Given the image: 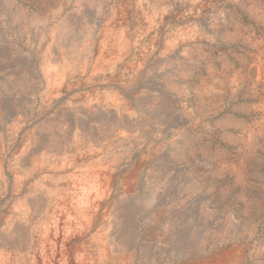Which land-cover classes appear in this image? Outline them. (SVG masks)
<instances>
[{
    "label": "rangeland",
    "instance_id": "obj_1",
    "mask_svg": "<svg viewBox=\"0 0 264 264\" xmlns=\"http://www.w3.org/2000/svg\"><path fill=\"white\" fill-rule=\"evenodd\" d=\"M0 30V215L19 218L26 193L11 196L12 173L36 157L62 164L34 173L59 186L140 163L137 203L157 195L153 211L174 218L183 200L187 250L264 264V0H0ZM125 99L136 116L116 113Z\"/></svg>",
    "mask_w": 264,
    "mask_h": 264
},
{
    "label": "bare ground",
    "instance_id": "obj_2",
    "mask_svg": "<svg viewBox=\"0 0 264 264\" xmlns=\"http://www.w3.org/2000/svg\"><path fill=\"white\" fill-rule=\"evenodd\" d=\"M132 1V0H131ZM119 3V2H118ZM128 4V3H127ZM130 5V4H129ZM127 9V8H126ZM2 10V9H1ZM117 10V9H116ZM123 10V9H122ZM5 12V11H4ZM5 14V13H4ZM3 14V16H4ZM7 14V12H6ZM130 15V14H129ZM114 16V15H113ZM127 17V16H126ZM6 18V16H5ZM104 19V18H103ZM127 20V19H126ZM3 21V20H2ZM102 21V20H101ZM130 22V21H129ZM128 23V22H126ZM122 25V23H121ZM5 26V25H4ZM101 26V25H100ZM116 27V26H115ZM1 31V30H0ZM131 31V30H130ZM129 31V32H130ZM126 32V31H125ZM2 33V32H1ZM159 33V32H158ZM95 35V34H94ZM130 35V34H129ZM132 35V34H131ZM59 36V35H58ZM67 36V35H66ZM73 36V35H72ZM96 36V35H95ZM108 37V36H107ZM64 38V37H63ZM95 38V37H94ZM92 39V37H91ZM94 40V39H93ZM93 42V41H92ZM107 43V42H106ZM59 44V43H58ZM95 45V44H94ZM148 45V44H147ZM15 47V46H14ZM17 47V46H16ZM94 47V46H93ZM106 47V46H105ZM10 48V47H9ZM3 50V49H2ZM5 50V49H4ZM16 50V49H15ZM149 50V48H148ZM12 51V50H11ZM108 51V50H107ZM17 53V52H16ZM135 53V52H134ZM5 54V53H4ZM7 54V53H6ZM121 54V53H120ZM47 55V54H46ZM20 56V55H19ZM8 57V56H7ZM128 57V56H127ZM83 58V57H82ZM81 58V59H82ZM80 59V60H81ZM42 60V59H41ZM124 60V59H123ZM122 60V61H123ZM12 61V60H11ZM32 61V60H31ZM79 61V60H78ZM128 62V61H127ZM130 62V61H129ZM3 63V62H2ZM15 63V62H14ZM25 63V62H24ZM40 64V63H39ZM78 64V63H77ZM102 64V63H101ZM7 65V64H6ZM20 65V63H19ZM18 65V67H19ZM72 65V64H71ZM70 65V66H71ZM105 65V64H103ZM37 66V64H36ZM69 66V67H70ZM101 66V65H100ZM30 67V66H28ZM127 67V66H126ZM253 67V66H252ZM257 67V66H256ZM263 67V66H261ZM5 68V67H4ZM39 68V67H38ZM42 68V67H41ZM86 68V67H85ZM99 68V67H98ZM134 68V67H133ZM6 69V68H5ZM76 69V68H74ZM31 70V68H30ZM19 71V70H18ZM130 71V70H128ZM263 71V70H262ZM1 72V71H0ZM76 72V71H75ZM74 72V73H75ZM80 72V71H79ZM33 73V72H32ZM66 73V70H65ZM71 73V72H70ZM97 73V72H96ZM115 73V72H114ZM263 73V72H262ZM261 73V74H262ZM19 74V73H18ZM35 74V73H33ZM84 74V73H83ZM116 74V73H115ZM138 74V73H137ZM15 75V74H14ZM54 75V74H53ZM75 75V74H74ZM6 76V75H5ZM69 76V75H68ZM85 76V75H84ZM87 76V75H86ZM119 76V75H118ZM133 76V75H132ZM18 77V76H17ZM56 77V75H55ZM99 77V74H98ZM139 77V76H138ZM29 78V76H28ZM39 78V76L37 77ZM27 79V78H25ZM32 79V78H31ZM36 79V78H35ZM54 79V78H53ZM67 79V78H66ZM96 79V78H95ZM118 79V78H117ZM127 79V78H126ZM125 79V80H126ZM137 79V78H136ZM65 80V79H64ZM77 80V79H76ZM110 80V79H109ZM1 81V80H0ZM28 81V80H27ZM31 81V80H30ZM53 81V80H52ZM58 81V80H57ZM55 80V82H57ZM111 81V80H110ZM33 82V81H32ZM72 82V81H71ZM38 83V81H37ZM76 83V82H75ZM106 83V82H105ZM261 83V82H260ZM35 84V83H34ZM51 84V83H50ZM110 84V83H109ZM55 85V84H54ZM65 85V84H63ZM74 85V84H73ZM93 85V84H92ZM95 85V84H94ZM114 85V84H113ZM149 85V84H148ZM16 86V85H15ZM111 86V85H110ZM123 86V85H122ZM133 86V85H131ZM151 86V85H150ZM34 87V86H33ZM45 87V86H44ZM56 87V86H55ZM116 87V86H115ZM139 87V86H138ZM5 88V87H4ZM29 88V87H28ZM32 88V87H31ZM48 88V87H47ZM46 88V89H47ZM54 88V87H53ZM103 88V87H102ZM113 88V87H112ZM151 88V87H150ZM21 89V88H20ZM44 89V88H43ZM52 89V88H50ZM49 90V89H48ZM79 90V89H78ZM112 90V89H111ZM155 90V89H154ZM23 91V90H22ZM34 91V90H33ZM80 91V90H79ZM118 91V89H117ZM134 91V90H133ZM148 91V90H147ZM17 92V91H16ZM29 92V91H28ZM66 92V91H65ZM139 92V91H138ZM142 92V91H141ZM152 92V91H151ZM155 92V91H154ZM128 93V92H127ZM132 93V92H131ZM135 93H137L135 91ZM140 93V92H139ZM26 94V93H24ZM48 94V93H47ZM83 94V93H82ZM126 94V93H124ZM134 94V93H133ZM41 95V94H40ZM43 95V93H42ZM45 95V94H44ZM130 95V94H129ZM138 95V94H137ZM145 95V94H144ZM17 96V95H16ZM26 96V95H25ZM95 96V95H94ZM128 96V95H127ZM136 96V95H134ZM12 97V96H11ZM23 97V96H22ZM142 97V96H140ZM17 98V97H16ZM51 98V97H50ZM59 98V97H58ZM125 98V97H124ZM134 98V97H133ZM2 99V97H1ZM62 99V98H61ZM132 99V98H130ZM15 100V99H13ZM20 100V98H19ZM27 100V99H26ZM25 100V101H26ZM24 101V102H25ZM51 101V100H50ZM55 101V100H54ZM92 101V100H91ZM97 101V100H95ZM1 102V101H0ZM6 102V101H4ZM8 102V101H7ZM15 102V101H14ZM18 102V101H17ZM21 102V101H20ZM132 102H135L132 101ZM138 102V101H137ZM52 103V102H51ZM92 104V103H90ZM130 100H121L116 113L134 117L135 108ZM5 105V104H4ZM23 105V104H21ZM30 105V104H29ZM2 106V105H1ZM10 106V105H9ZM13 106V105H12ZM84 106V105H83ZM102 106V105H101ZM104 106V105H103ZM102 106V107H103ZM48 107V106H47ZM112 107V106H111ZM39 108V107H38ZM160 109V108H158ZM29 110V109H28ZM55 110V109H53ZM142 110V109H141ZM5 111V110H4ZM7 111V110H6ZM14 111V110H13ZM35 111V110H34ZM50 111V110H49ZM60 111V110H59ZM63 111V110H62ZM69 111V110H68ZM87 111V110H86ZM111 111V110H110ZM137 111V110H136ZM153 111V110H152ZM66 112V111H65ZM77 112V111H76ZM91 112V111H90ZM9 113V112H8ZM28 113V112H27ZM33 113V112H32ZM43 113V112H42ZM46 113V112H45ZM55 113V112H54ZM75 113V112H74ZM97 113V112H96ZM109 113V112H108ZM138 113V112H137ZM136 113V114H137ZM141 113V112H140ZM139 113V114H140ZM6 114V113H5ZM12 114V113H10ZM76 114V113H75ZM91 114V113H90ZM107 114V113H106ZM146 114V113H145ZM7 115V114H6ZM24 115V114H23ZM43 115V114H42ZM49 115V114H48ZM81 115V114H80ZM148 115V114H147ZM153 115V114H152ZM44 116V115H43ZM65 116V115H64ZM103 116V115H102ZM116 116V114H115ZM136 116V115H135ZM7 117V116H6ZM97 117V116H96ZM106 117V116H105ZM118 117V116H117ZM160 117V116H158ZM10 118V117H9ZM36 118V117H35ZM55 118V117H54ZM61 118V117H60ZM99 118V117H98ZM115 118V117H114ZM138 118V116H137ZM53 119V118H52ZM108 119V118H107ZM131 119V118H130ZM144 119V118H143ZM164 119V118H163ZM60 119H58L59 121ZM67 120V119H66ZM79 120V118H78ZM110 120V119H109ZM135 120V119H134ZM22 121V120H21ZM25 121V120H24ZM68 123L69 120H67ZM80 121V120H79ZM78 121V122H79ZM100 121V120H99ZM116 121V120H115ZM120 121V120H119ZM123 121V119H122ZM137 121V120H136ZM41 122V121H40ZM77 123V121H75ZM135 122V121H134ZM31 123V122H30ZM45 123V122H44ZM73 123V121L71 122ZM84 123V122H83ZM18 124V123H17ZM50 124V123H49ZM74 124V123H73ZM79 124V123H78ZM114 124V123H113ZM122 124V123H121ZM132 124V123H131ZM1 125V124H0ZM8 125V124H7ZM22 125V124H21ZM20 125V126H21ZM32 125V124H31ZM29 125V127L31 126ZM44 125V124H42ZM48 125V124H47ZM62 125V124H61ZM76 125V124H75ZM98 125V124H97ZM105 125V123H104ZM110 125V123L108 124ZM118 125V124H117ZM145 125V124H144ZM148 125V123H147ZM153 125V124H152ZM36 126V125H35ZM85 126V125H84ZM45 127V126H44ZM47 127V126H46ZM63 127V126H62ZM104 127V126H103ZM109 127V126H107ZM111 127V126H110ZM113 127V126H112ZM115 127V125H114ZM113 127V128H114ZM138 127V126H137ZM15 128V127H14ZM70 128V127H69ZM72 128V127H71ZM70 128V129H71ZM87 128V127H86ZM120 128V127H119ZM130 128V127H129ZM10 129V127H9ZM18 129V128H17ZM47 129V128H46ZM80 129V128H78ZM82 129V128H81ZM106 129V128H105ZM126 129V128H124ZM138 129V128H136ZM42 130V129H41ZM24 131V130H23ZM10 132V131H9ZM21 132V131H20ZM31 132V131H30ZM64 132V131H63ZM71 132V131H70ZM89 132V131H88ZM99 132V131H98ZM104 132V131H103ZM102 132V133H103ZM121 132V131H120ZM145 132V131H144ZM19 133V132H18ZM105 133V132H104ZM108 133V132H107ZM134 133V132H133ZM136 133V132H135ZM148 133V132H147ZM3 134V133H2ZM60 134V133H59ZM65 134V133H64ZM89 134V133H88ZM111 134V133H110ZM123 134V133H122ZM149 134V133H148ZM51 135V134H50ZM54 135V134H53ZM63 135V134H62ZM102 135V134H101ZM106 135V134H105ZM109 135V134H108ZM126 135V134H125ZM131 135V134H130ZM137 135V134H136ZM135 135V136H136ZM144 135V134H143ZM12 136V135H11ZM73 136V135H72ZM85 136V135H84ZM92 136V135H91ZM103 136V135H102ZM18 137V136H17ZM23 137V136H22ZM53 137V136H52ZM64 137V136H63ZM99 137V136H98ZM138 137V136H137ZM186 137V136H185ZM34 138V137H33ZM41 138V136H40ZM69 138V136H68ZM80 138V137H79ZM100 138V137H99ZM183 139V137H181ZM3 139V137H2ZM14 139V138H13ZM22 139V138H21ZM35 139V138H34ZM44 139V138H43ZM59 139V138H58ZM67 139V138H66ZM127 139V138H126ZM180 139V138H179ZM5 140V139H4ZM20 140V139H19ZM51 140V139H50ZM82 140V139H81ZM85 140V139H84ZM88 140V139H87ZM116 140V139H115ZM140 140V139H139ZM185 140V139H184ZM7 141V140H6ZM13 141V140H12ZM28 141V140H27ZM43 141V140H42ZM55 141V140H54ZM68 141V140H67ZM75 141V140H74ZM114 141V140H113ZM128 141V140H127ZM126 141V142H127ZM141 141V140H140ZM135 142V141H134ZM148 142V141H147ZM180 142V141H179ZM28 143V142H27ZM79 143V142H78ZM89 143V142H88ZM128 143V142H127ZM141 143V142H140ZM149 143V142H148ZM63 144V143H62ZM71 144V143H70ZM111 144V143H110ZM122 144V143H121ZM146 144V143H145ZM158 144V143H157ZM43 144H41L42 146ZM54 145V144H53ZM58 145V143H57ZM73 145V144H72ZM71 145V146H72ZM97 145V144H96ZM124 145V144H123ZM140 145V144H139ZM155 145V144H154ZM181 145V143H180ZM183 145V144H182ZM34 146V145H33ZM40 146V145H39ZM55 146V145H54ZM67 146V145H66ZM85 146V145H84ZM104 146V145H103ZM116 146V145H115ZM127 146V145H126ZM146 146V145H145ZM169 146V145H168ZM4 147V146H3ZM15 147V146H14ZM27 147V146H26ZM61 147V146H60ZM69 147V146H68ZM122 147V146H121ZM132 147V146H131ZM171 147V146H170ZM176 147V145H175ZM174 147V148H175ZM16 148V147H15ZM42 148V147H41ZM48 148V147H47ZM57 148V147H56ZM75 148V147H74ZM81 148V147H80ZM124 148V147H123ZM122 148V149H123ZM144 148V147H143ZM159 148V147H158ZM157 148V149H158ZM172 148V147H171ZM173 148V149H174ZM181 148V147H180ZM55 149V148H54ZM64 149V148H63ZM126 149V147L124 148ZM142 149V148H141ZM162 149V148H161ZM165 149V148H164ZM13 150V149H12ZM47 150V149H46ZM110 150V149H109ZM108 150V151H109ZM115 150V149H114ZM144 150V149H142ZM141 150V151H142ZM11 151V150H10ZM37 151V150H36ZM58 151V149L56 150ZM117 151V150H116ZM168 151V150H167ZM176 151V150H175ZM29 152V151H28ZM50 152V151H49ZM64 152V151H63ZM119 152V151H118ZM129 152V151H125ZM132 152V151H131ZM149 152V151H148ZM172 152V151H171ZM178 152V151H177ZM14 153V152H13ZM23 153V152H22ZM33 153V152H32ZM46 153V152H45ZM66 153V152H65ZM88 153V152H87ZM115 153V152H114ZM123 153V152H121ZM135 153V152H134ZM143 153V152H142ZM158 153V152H157ZM167 153V152H166ZM30 154V153H28ZM43 154V153H42ZM78 154V153H77ZM97 154V153H96ZM95 154V155H96ZM106 154V153H105ZM124 154V153H123ZM140 154V153H139ZM145 154V153H144ZM147 154V153H146ZM6 155V154H5ZM9 155V154H8ZM52 155V154H51ZM62 155V154H61ZM11 156V155H10ZM21 156V155H20ZM30 156V155H28ZM56 156V155H55ZM67 156V155H66ZM70 156V155H69ZM84 156V155H83ZM149 156V155H148ZM153 157V155H151ZM162 156V155H161ZM1 157V156H0ZM3 157V156H2ZM7 157V156H6ZM9 157V156H8ZM24 157V156H23ZM26 157V156H25ZM36 157V156H35ZM42 157V156H41ZM68 157V156H67ZM92 157V156H90ZM89 157V158H90ZM117 157V156H116ZM121 157V156H120ZM157 157V156H156ZM167 157V156H166ZM175 157V156H174ZM31 158V157H30ZM138 158V157H137ZM29 159V158H28ZM46 159V158H45ZM53 159V158H51ZM116 159V158H115ZM121 159V158H120ZM170 159V158H169ZM178 159V158H177ZM3 160V158H2ZM27 160V159H26ZM61 160V159H59ZM87 160V159H86ZM137 160V159H136ZM147 160V159H146ZM163 160V158H162ZM5 161V160H4ZM18 161V160H17ZM23 161V160H22ZM79 161V160H78ZM149 161V160H148ZM159 161V160H158ZM166 161V160H165ZM2 162V161H1ZM28 162V161H27ZM77 162V161H76ZM82 162V161H81ZM98 162V161H97ZM143 162V161H142ZM161 162V161H160ZM10 163V162H9ZM21 163V162H20ZM103 163V162H101ZM125 163V162H124ZM137 163V162H136ZM162 163V162H161ZM166 163V162H165ZM94 164V163H93ZM112 164V163H111ZM87 165V164H86ZM119 165V163H118ZM137 163L124 173L110 169H83L66 176L63 186L47 182L34 173L58 171L62 164L36 157L28 169L13 170L10 184L11 196L26 193L12 218L0 215V264H222V253L202 255L198 242L191 252L187 250L186 229L182 225V201L176 207L177 215L171 218L164 204L153 211L154 198L140 206L135 196L139 178ZM168 165V164H167ZM70 166V165H69ZM159 166V165H157ZM171 166V165H170ZM3 167V166H2ZM23 167V166H20ZM74 167V166H73ZM144 167V166H143ZM173 167V166H172ZM179 167V166H178ZM24 168V167H23ZM26 168V167H25ZM79 168V167H78ZM92 168V167H91ZM99 168V167H98ZM102 168V167H101ZM109 168V167H108ZM112 168V167H111ZM151 168V167H150ZM149 168V169H150ZM174 168V167H173ZM177 168V167H176ZM76 169V168H75ZM157 169V168H156ZM162 169V168H161ZM168 169V168H167ZM170 169V168H169ZM186 169V168H185ZM159 170V169H158ZM9 171V170H8ZM61 171V170H60ZM66 171V170H65ZM152 171V170H151ZM150 171V172H151ZM162 171V170H161ZM167 171V170H166ZM170 171V170H169ZM168 171V172H169ZM123 172V171H122ZM160 172V171H159ZM40 173V172H39ZM42 173V172H41ZM58 174V173H57ZM66 174V173H65ZM161 174V173H160ZM180 174V173H179ZM1 175V174H0ZM5 175V173H4ZM60 175V174H59ZM158 175V174H157ZM2 176V175H1ZM42 176V175H41ZM55 176V175H53ZM144 176V175H143ZM148 176V175H147ZM30 182V178H33ZM62 177V176H61ZM155 177V176H154ZM159 177V176H158ZM51 178V177H50ZM141 178V177H140ZM143 178V177H142ZM165 178V177H164ZM179 178V176H178ZM7 179V178H6ZM145 179V178H144ZM168 179V178H167ZM141 180V179H140ZM147 180V178L145 179ZM156 180V178H155ZM179 180V179H178ZM51 181V180H50ZM8 182V181H7ZM163 182V181H162ZM3 183V182H2ZM6 183V182H5ZM144 183V182H143ZM156 183V182H155ZM154 183V184H155ZM165 183V182H164ZM170 183V182H169ZM182 183V182H181ZM140 184V183H139ZM153 184V185H154ZM4 185V184H3ZM6 185V184H5ZM138 185V184H137ZM136 185V186H137ZM151 185V184H150ZM159 185V184H158ZM156 185V186H158ZM173 185V184H172ZM139 186V185H138ZM76 191L69 192L74 190ZM142 187V186H141ZM145 187V186H144ZM152 187V186H151ZM138 188V187H137ZM166 188V187H165ZM180 188V187H179ZM145 190V189H144ZM166 190V189H165ZM174 190V189H173ZM141 191V190H140ZM159 191V190H158ZM161 191V190H160ZM2 192V191H1ZM9 192V191H8ZM179 192V191H178ZM5 193V192H4ZM140 193V192H139ZM146 193V192H145ZM153 193V192H152ZM166 193V192H165ZM138 194V192H137ZM182 194V193H181ZM7 195V194H6ZM138 196V195H137ZM148 196V195H147ZM171 196V195H170ZM173 197V196H172ZM162 198V199H161ZM167 195L158 194L164 202ZM176 198V197H175ZM181 198V197H180ZM183 198V197H182ZM5 199V198H4ZM22 199V198H21ZM143 199V198H142ZM148 199V198H147ZM169 199V198H168ZM178 199V198H177ZM147 201V200H145ZM156 201V199H155ZM7 202V201H6ZM3 203V202H2ZM5 203V202H4ZM9 204V203H8ZM171 205H174L170 202ZM160 205V204H159ZM2 205H0L1 207ZM7 207V204H6ZM185 207V206H184ZM136 208L141 219L132 218ZM156 208V207H155ZM173 208V207H172ZM175 209V208H174ZM2 210V209H0ZM28 211L22 221L20 213ZM174 211V210H173ZM5 212V211H4ZM136 216V215H135ZM179 217V218H178ZM10 218H12L10 220ZM178 218V219H176ZM14 219V220H13ZM184 220V219H183ZM8 224L7 229L1 228ZM185 225V224H184ZM187 228V227H186ZM190 229V228H189ZM194 238L198 229L192 228ZM190 247V245H188ZM232 248V247H231ZM215 251V250H214ZM227 252V250H226ZM238 255V254H237ZM241 257V256H240ZM240 260V259H239ZM231 262V261H230ZM227 263V262H226ZM232 263V262H231Z\"/></svg>",
    "mask_w": 264,
    "mask_h": 264
}]
</instances>
